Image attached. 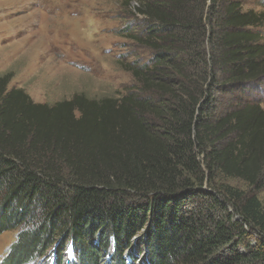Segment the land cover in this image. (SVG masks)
I'll return each mask as SVG.
<instances>
[{
	"label": "trees",
	"instance_id": "16d2710c",
	"mask_svg": "<svg viewBox=\"0 0 264 264\" xmlns=\"http://www.w3.org/2000/svg\"><path fill=\"white\" fill-rule=\"evenodd\" d=\"M121 8L147 25L128 24L125 37L152 52L128 66L136 93L52 107L0 76V237L20 230L1 264H33L52 248L63 264L68 246L74 264L111 253L110 264H136L141 247L143 264H264V207L213 187L217 172L264 187V108L207 118L220 72L244 91L264 79V11L242 0Z\"/></svg>",
	"mask_w": 264,
	"mask_h": 264
},
{
	"label": "rangeland",
	"instance_id": "374dc122",
	"mask_svg": "<svg viewBox=\"0 0 264 264\" xmlns=\"http://www.w3.org/2000/svg\"><path fill=\"white\" fill-rule=\"evenodd\" d=\"M242 1L245 11H264L263 0ZM122 4L123 0H0V76L11 75L9 90H24L34 103L52 107L76 96L100 101L136 93L141 84L128 66L138 61L146 63L152 52L125 37L123 29L128 24L137 32H145L147 25L129 15ZM261 32L264 43V27ZM218 76L207 110L209 121H217L253 101L264 108V79L244 91L227 86L223 71ZM163 113L171 120L170 111L164 109ZM153 125L158 130L165 128L158 119ZM213 177L214 188L223 193L227 189L244 192L264 207V187L250 188L220 172ZM19 233L9 231L0 237V264ZM71 247L64 254L63 264H74ZM144 250L131 251L136 254V264H143ZM56 257L52 248L33 264H59ZM103 264H110L108 258Z\"/></svg>",
	"mask_w": 264,
	"mask_h": 264
}]
</instances>
